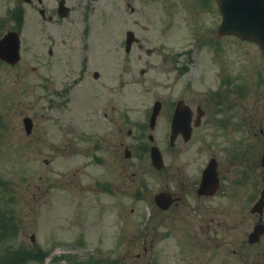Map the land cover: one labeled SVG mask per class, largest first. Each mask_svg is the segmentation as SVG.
<instances>
[{"label":"rangeland","instance_id":"374dc122","mask_svg":"<svg viewBox=\"0 0 264 264\" xmlns=\"http://www.w3.org/2000/svg\"><path fill=\"white\" fill-rule=\"evenodd\" d=\"M20 1L25 9L26 4ZM58 2L43 1L46 20L28 10L21 35V65L11 68L0 63V264H236L235 254L217 245L206 251L203 244L175 243L176 237L155 247L154 243H129L136 231L132 226L128 234L121 231L119 211L123 205L125 213L131 215V209L136 208L140 233L149 227L145 220L152 209L150 148L138 161L139 171L134 170L137 184H147L142 190L145 198L139 203L130 196L120 197L113 178L98 176L108 168L93 159V166L87 167L77 181L74 179L73 185L74 169L55 151L54 136L50 135L53 130L45 128L48 121L53 126L55 112L49 110L47 101L54 100L58 57L81 52L86 46L93 63L100 54L107 57L104 64H109L110 84L138 106L140 113L154 100L170 97L172 83L175 88L187 84L197 89L200 72L211 66L214 48L225 49L254 70L264 69L258 46L217 34L222 15L215 0H67L72 12L63 22L54 12ZM6 16V10L0 11V23ZM127 31H133L139 39L131 53L125 52ZM27 43H34L31 53L41 56V63L49 71L33 73L28 66L24 69ZM49 49L54 51L53 56ZM124 66L125 72L120 71ZM115 74H120L118 82L114 81ZM43 85L51 91H42ZM177 94L176 88L171 95ZM26 116L35 124L31 137L24 129ZM153 135L158 143L164 139L161 129ZM194 149L197 146L191 147ZM45 160L52 164L48 166ZM104 180L110 185L98 186ZM119 240L122 243H117Z\"/></svg>","mask_w":264,"mask_h":264},{"label":"flooded vegetation","instance_id":"af4514ba","mask_svg":"<svg viewBox=\"0 0 264 264\" xmlns=\"http://www.w3.org/2000/svg\"><path fill=\"white\" fill-rule=\"evenodd\" d=\"M43 1L23 0V9L15 1L13 5L0 0V11L8 12L0 23V40L11 31L24 33L29 9L46 20ZM54 12L59 14L57 7ZM27 44L24 69L49 71L41 56L31 53L34 43ZM23 45L21 39L17 67L23 61ZM214 50L211 66L199 74L197 89L184 84L176 87L179 94L173 96L172 83L170 97L154 100L141 113L110 84L105 55L93 63L88 48L63 53L58 57V84L53 87V127L48 128L53 130L54 149L76 168V181L94 160L100 167L107 166L106 178L115 180L112 183L123 196L139 195L137 203L147 189V184H137L138 161L148 147L150 151L153 146L165 147L161 168L150 162L149 227L140 233L137 209L129 215L120 207L122 225L136 231L130 242L155 247L176 237L175 243L203 244L206 251L214 245L229 248L236 264H264V69H252L223 48ZM48 53L54 55L52 49ZM0 63L14 68L1 59ZM120 71L125 72V66ZM115 76L118 82L120 74ZM156 102L161 105L152 122ZM158 129L164 136L161 143L153 135ZM192 146L197 149L192 151ZM209 168H214V175L206 176ZM256 230L260 234L253 236Z\"/></svg>","mask_w":264,"mask_h":264},{"label":"water","instance_id":"95a60500","mask_svg":"<svg viewBox=\"0 0 264 264\" xmlns=\"http://www.w3.org/2000/svg\"><path fill=\"white\" fill-rule=\"evenodd\" d=\"M217 2L223 16L218 29L219 34H232L243 40L256 42L264 51V0H217ZM132 42L133 34L129 33L128 47ZM18 49L15 36L12 34L1 44L2 56L6 55L10 61L18 59ZM152 158L158 166L160 154L157 148H153ZM207 173L214 175V168H209L206 176Z\"/></svg>","mask_w":264,"mask_h":264}]
</instances>
